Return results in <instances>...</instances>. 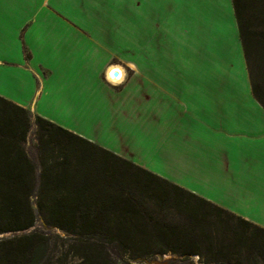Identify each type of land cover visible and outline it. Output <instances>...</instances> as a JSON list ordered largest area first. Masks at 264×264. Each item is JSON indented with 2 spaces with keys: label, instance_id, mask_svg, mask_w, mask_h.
I'll return each mask as SVG.
<instances>
[{
  "label": "crops",
  "instance_id": "0c3cea01",
  "mask_svg": "<svg viewBox=\"0 0 264 264\" xmlns=\"http://www.w3.org/2000/svg\"><path fill=\"white\" fill-rule=\"evenodd\" d=\"M0 96L264 228L233 0H0Z\"/></svg>",
  "mask_w": 264,
  "mask_h": 264
},
{
  "label": "trees",
  "instance_id": "16d2710c",
  "mask_svg": "<svg viewBox=\"0 0 264 264\" xmlns=\"http://www.w3.org/2000/svg\"><path fill=\"white\" fill-rule=\"evenodd\" d=\"M233 5L264 106V0ZM32 227L0 238V264H264L263 227L0 96V233Z\"/></svg>",
  "mask_w": 264,
  "mask_h": 264
},
{
  "label": "rangeland",
  "instance_id": "374dc122",
  "mask_svg": "<svg viewBox=\"0 0 264 264\" xmlns=\"http://www.w3.org/2000/svg\"><path fill=\"white\" fill-rule=\"evenodd\" d=\"M107 78H108V76H107ZM83 127L84 126H87V127H89L88 125L89 124H81ZM27 148H28V151H29V153H30V155L33 157V158H36V153H35V149L32 147V145H30V142L27 144ZM38 226H40L41 224L40 223H38L37 224ZM50 233V237H51V244H52V246H54L55 244H58L59 242H61V241H63V236H62V234H60L58 231H56V230H52V231H50L49 232ZM170 257H171V255L170 254H166V255H163V256H161V255H159V256H156V257H153L154 259H159V260H169L170 259ZM71 258V257H70ZM174 258V257H173ZM194 261L196 262L197 261V257H195L194 258ZM184 263V261L183 260H180L179 258H176L175 259V264H183ZM144 264H146L145 262H144Z\"/></svg>",
  "mask_w": 264,
  "mask_h": 264
},
{
  "label": "water",
  "instance_id": "95a60500",
  "mask_svg": "<svg viewBox=\"0 0 264 264\" xmlns=\"http://www.w3.org/2000/svg\"><path fill=\"white\" fill-rule=\"evenodd\" d=\"M117 73V72H116ZM115 73V74H116ZM33 229L32 228H29V229H25V230H20V231H14V232H5V233H0V238H3V237H10V236H13V235H16V234H22V233H26V232H29ZM144 262L146 264H165L166 263V260H159L158 258L157 259H154V258H149V259H145Z\"/></svg>",
  "mask_w": 264,
  "mask_h": 264
},
{
  "label": "bare ground",
  "instance_id": "6f19581e",
  "mask_svg": "<svg viewBox=\"0 0 264 264\" xmlns=\"http://www.w3.org/2000/svg\"><path fill=\"white\" fill-rule=\"evenodd\" d=\"M117 71V74H115V72ZM107 74L109 76L110 79L114 80V81H121L123 80L122 78V71L115 68V67H110L107 70Z\"/></svg>",
  "mask_w": 264,
  "mask_h": 264
}]
</instances>
